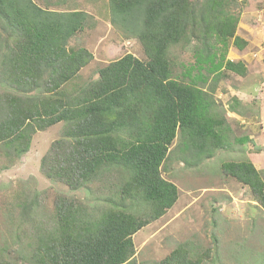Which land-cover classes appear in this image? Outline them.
<instances>
[{
	"label": "trees",
	"instance_id": "1",
	"mask_svg": "<svg viewBox=\"0 0 264 264\" xmlns=\"http://www.w3.org/2000/svg\"><path fill=\"white\" fill-rule=\"evenodd\" d=\"M239 1L245 0H109L110 22L137 39L146 60L126 54L101 68L96 81L68 94L64 87L92 59L85 48L68 47L88 15L48 10L32 0H0V85L8 88L0 92L5 156L20 158L36 131L63 123L61 137L40 160L44 177L78 190L103 171L121 167L129 178L120 198L132 206L150 205L145 215L124 208L93 215L58 195L55 224L35 237L31 264H134L132 236L177 200V187L160 172L176 131L184 150L210 157L218 147L215 101L199 83L206 82L205 75L217 80L225 71L247 74L244 63L226 59L230 46H246L235 34ZM184 41L193 44L194 61L184 75L189 83L172 76L168 55L171 46ZM221 169L249 187L264 210V182L251 162H223ZM160 264L200 260L179 246Z\"/></svg>",
	"mask_w": 264,
	"mask_h": 264
},
{
	"label": "rangeland",
	"instance_id": "2",
	"mask_svg": "<svg viewBox=\"0 0 264 264\" xmlns=\"http://www.w3.org/2000/svg\"><path fill=\"white\" fill-rule=\"evenodd\" d=\"M32 1L48 10H80L88 15L85 27L70 39L68 47H83L92 59L64 87L66 93L73 94L96 81L101 68L126 54L146 60L137 39L125 36L110 22L109 0ZM245 4L246 0L239 1L235 8L242 11ZM250 52L256 54L257 47L252 46ZM192 53L190 41L169 48L172 76L179 81L190 82V77L184 75L194 61ZM249 59L252 63L247 71L251 73L244 79L225 71L217 80L205 75L206 82L199 83L215 101L214 112L220 123L215 127L218 147L210 157H205L206 152L184 150L183 137L176 131L160 172L177 187V200L161 217L132 236L134 254L130 260L134 264H160L179 246L185 247L200 264H264V210L249 187L221 169L223 162L249 161L264 182V128L258 124L253 128L260 88L255 89V94L248 91L249 96L241 98L245 102L234 95V91L253 83L250 81L255 80L259 86L264 80V55ZM253 89L249 86L248 90ZM3 91L8 88L0 85V92ZM63 131V123L36 131L29 150L15 160L8 159L0 149V263L9 260L31 264L35 237L55 224L54 202L58 195L73 199L93 215L119 208L138 215L150 210L149 204L137 202L132 206L120 198V188L129 178V172L121 167L103 171L78 190L44 177L39 170L40 160Z\"/></svg>",
	"mask_w": 264,
	"mask_h": 264
},
{
	"label": "crops",
	"instance_id": "3",
	"mask_svg": "<svg viewBox=\"0 0 264 264\" xmlns=\"http://www.w3.org/2000/svg\"><path fill=\"white\" fill-rule=\"evenodd\" d=\"M235 34L246 42V46L242 50H238L237 48L231 46L228 50V54L230 53L231 55L228 56L227 54L226 59L231 61H240L244 63L246 69L248 70V65L250 66L252 63L249 57L259 58L264 55V0H246V4L239 15V21ZM252 46L257 47L258 53L256 52L255 54V52H250ZM236 55L239 56L235 57V60L233 57ZM245 61H247V63H245ZM249 73L251 72H248L246 75H249ZM263 73L264 71L262 74ZM245 77L247 76L242 77V79ZM250 82H253L252 84H249L250 87L254 88L253 90H248L249 86L244 85V88H240L242 90L234 91V95L238 97V100L245 102L241 98L248 97L250 93L255 94V89H257V87L260 88L259 97L256 101V106L258 108L257 120L255 122L256 124L253 125V128L256 129L257 124L264 128V80H260L261 84L259 86L255 84V80ZM253 128H250L251 131H253Z\"/></svg>",
	"mask_w": 264,
	"mask_h": 264
}]
</instances>
